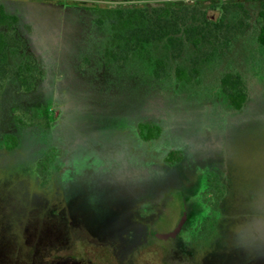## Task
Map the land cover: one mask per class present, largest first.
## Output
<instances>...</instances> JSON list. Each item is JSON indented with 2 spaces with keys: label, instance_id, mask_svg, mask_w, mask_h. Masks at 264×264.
Segmentation results:
<instances>
[{
  "label": "rangeland",
  "instance_id": "rangeland-1",
  "mask_svg": "<svg viewBox=\"0 0 264 264\" xmlns=\"http://www.w3.org/2000/svg\"><path fill=\"white\" fill-rule=\"evenodd\" d=\"M262 2L0 0V12L18 18L11 31L0 26V33L23 41L22 48H11L7 72H0V264H123L141 240L138 213L157 216L151 231L171 232L188 192L177 183L204 181L203 172L214 165L222 166L218 177L230 176L223 223L230 238L220 240L229 243L227 251L217 250L207 263L264 264ZM180 5L224 21L217 39L200 52L187 47L175 59L154 51L168 60L172 75L177 65L195 60L200 74L193 85L179 89L174 78L149 83L131 66L122 72L93 59L110 34L97 27L91 8ZM21 53L31 60L24 86L13 76ZM227 73L245 83L249 99L241 111L220 93ZM46 105L49 120L36 111ZM146 122L161 127L156 140L141 136L138 125ZM170 151L179 153V165L164 168ZM241 230L246 239L235 253L232 237ZM150 246L149 254L159 258L145 252L146 261L133 264H163L177 247L156 238L143 244Z\"/></svg>",
  "mask_w": 264,
  "mask_h": 264
},
{
  "label": "trees",
  "instance_id": "trees-1",
  "mask_svg": "<svg viewBox=\"0 0 264 264\" xmlns=\"http://www.w3.org/2000/svg\"><path fill=\"white\" fill-rule=\"evenodd\" d=\"M116 1V0H106ZM134 1V0H119ZM94 15V21L98 28H109L110 38L97 51V58L105 68H115L126 71L130 66L138 76L146 82L158 83L169 82L173 78L180 88L193 85L199 77L197 62L190 67L177 65L172 75L168 68L166 58L154 56L155 49H162L165 56L179 58L185 49L193 47L195 52L207 45H212L213 40L217 39L218 33L224 26V21L215 23L211 17L205 13L196 15L189 5L175 7H164L153 10L144 8L133 9H111L95 7L90 9ZM201 16V19L199 18ZM259 18L262 22L258 36L259 45L264 48V2L261 3ZM18 18L9 15L3 10L0 12V26L8 27L11 31L17 25ZM213 39V40H212ZM23 45V41L17 35L9 37L8 34L0 33V72L6 73V67L10 63L11 48L18 50ZM22 48V47H21ZM12 52V51H11ZM20 63L14 75L21 86L26 84L25 72L30 71L31 60L23 53L19 55ZM93 59L87 58L89 64ZM174 76V77H173ZM220 93L231 109L241 111L248 102V93L242 77L238 74L227 73L221 79ZM50 105H46L40 110H36L38 116L49 120ZM39 111V112H38ZM36 113V114H37ZM141 136L147 141H153L160 136L161 127L154 122H146L138 125ZM14 146L17 145L15 138H10ZM15 148V147H14ZM178 152L170 151L167 153L168 165L164 168H175L179 164ZM166 155V154H165ZM162 168V171L165 170ZM205 181V180H204ZM204 181H200L195 191L184 193L183 203L188 205L190 211L196 210L198 213L190 215L189 224L197 222L204 210V204L200 195L206 188ZM177 182V181H176ZM182 182L177 186L182 189Z\"/></svg>",
  "mask_w": 264,
  "mask_h": 264
},
{
  "label": "flooded vegetation",
  "instance_id": "flooded-vegetation-1",
  "mask_svg": "<svg viewBox=\"0 0 264 264\" xmlns=\"http://www.w3.org/2000/svg\"><path fill=\"white\" fill-rule=\"evenodd\" d=\"M219 168L220 165H214L203 172V175L206 176L204 181L206 188L203 190L202 194L200 195V198L203 201L204 210L203 212H201L202 215L200 216L199 220L194 224H189L190 215H195L196 213H198V211H190V209L187 207L188 205L183 203L184 212L182 217L184 216V214H186L187 222L183 226L181 232L175 238H170L168 240L159 239L157 236L158 233L151 231V224L157 219V216L154 215L152 211L148 214L138 213V222L141 225V240L138 245L131 246L127 254L128 257L123 260V264H133L134 261H141L140 258H142L143 261H146L145 259L147 257L144 259L145 252L146 254L151 253L154 249V246H150L146 249L143 248V244L148 243V241L153 238H156L157 240L161 241L174 240L177 245L176 250H173L171 257L168 258L165 256L164 258H161L163 264H208L207 262L210 261V256L214 252L216 253L217 250H221V254H223L225 251H227V245H229V243L224 242L222 244L220 240H229L230 238L229 232L226 231V227L228 226V224L224 225L223 223L228 222L227 214H229V211H227L225 207L226 198L229 195V190H231V183L229 182V174H224V177L226 179L218 177L220 174L219 170L222 168V166L220 169ZM200 177L193 180L192 182L187 179L185 180V184H183V182H185L183 181L181 184L182 189H180L183 190L185 188L184 191H188L187 193L195 191L198 187V185H195L197 183L196 181H198ZM200 181L201 180H199V182ZM217 185H220V193L222 194L219 203L216 202L218 200L217 198H219V196H217V194H219ZM157 203L155 204L156 207ZM232 224L233 223H229L230 226H232ZM174 229L172 231H174ZM244 233L245 232L241 230L239 236L237 235L232 237V241L235 243L231 244H233L234 248L236 249V252H233L240 253L241 248L243 246L242 239H246L243 236ZM247 241L248 239L246 240V242ZM239 242L241 243L240 245H238ZM154 256L156 259L157 257L159 258V255L157 253L156 255H152V257ZM250 256L253 257L252 252L250 253ZM250 261L253 260H251L250 258Z\"/></svg>",
  "mask_w": 264,
  "mask_h": 264
},
{
  "label": "water",
  "instance_id": "water-1",
  "mask_svg": "<svg viewBox=\"0 0 264 264\" xmlns=\"http://www.w3.org/2000/svg\"><path fill=\"white\" fill-rule=\"evenodd\" d=\"M187 222V215L184 214V216L182 217V220L180 221V223L177 225V227L174 229V231L168 233V234H158V238L162 239V240H168L170 238H175L182 230L183 226L185 225V223Z\"/></svg>",
  "mask_w": 264,
  "mask_h": 264
}]
</instances>
